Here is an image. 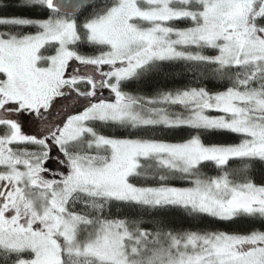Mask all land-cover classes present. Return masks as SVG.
I'll return each instance as SVG.
<instances>
[{"label":"snow or ice","instance_id":"1","mask_svg":"<svg viewBox=\"0 0 264 264\" xmlns=\"http://www.w3.org/2000/svg\"><path fill=\"white\" fill-rule=\"evenodd\" d=\"M0 264H264V0H0Z\"/></svg>","mask_w":264,"mask_h":264},{"label":"trees","instance_id":"2","mask_svg":"<svg viewBox=\"0 0 264 264\" xmlns=\"http://www.w3.org/2000/svg\"><path fill=\"white\" fill-rule=\"evenodd\" d=\"M9 14H12L11 10L9 11ZM224 230H242V229H239V228H225Z\"/></svg>","mask_w":264,"mask_h":264}]
</instances>
